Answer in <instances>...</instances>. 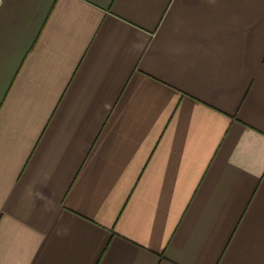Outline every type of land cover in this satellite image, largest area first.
<instances>
[{
  "label": "crops",
  "instance_id": "1",
  "mask_svg": "<svg viewBox=\"0 0 264 264\" xmlns=\"http://www.w3.org/2000/svg\"><path fill=\"white\" fill-rule=\"evenodd\" d=\"M0 264H264V0H2Z\"/></svg>",
  "mask_w": 264,
  "mask_h": 264
},
{
  "label": "built area",
  "instance_id": "2",
  "mask_svg": "<svg viewBox=\"0 0 264 264\" xmlns=\"http://www.w3.org/2000/svg\"><path fill=\"white\" fill-rule=\"evenodd\" d=\"M1 1H2V0H0V4H1Z\"/></svg>",
  "mask_w": 264,
  "mask_h": 264
}]
</instances>
